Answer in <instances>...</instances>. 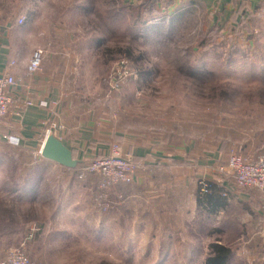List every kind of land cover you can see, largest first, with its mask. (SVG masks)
I'll list each match as a JSON object with an SVG mask.
<instances>
[{
	"label": "rangeland",
	"instance_id": "374dc122",
	"mask_svg": "<svg viewBox=\"0 0 264 264\" xmlns=\"http://www.w3.org/2000/svg\"><path fill=\"white\" fill-rule=\"evenodd\" d=\"M156 1L0 0V41L6 38L18 77L28 78L24 71L35 50H42L39 73L52 67L46 59L54 52L67 68L63 79L85 102L79 106L84 116L114 122L122 133L215 145L221 157L212 182L233 181L218 171L232 150L264 158V16L242 7L224 15L198 1ZM21 115L0 117V264L15 248L34 264H156L157 251L143 250L136 236L128 241L114 233L112 208L101 212L95 203L96 177H64L57 163L40 155L46 131H64V124L46 118L26 126ZM36 129L40 136L29 143L25 130ZM195 181L198 197L212 195L207 179ZM116 187L110 197H123ZM242 204L248 208L242 219L239 206L219 217L258 224L264 201ZM38 224V238L26 242ZM187 231L179 240L186 255L168 253L158 264H202L215 239L232 250L246 239L219 229L208 235V228L193 224ZM230 264L245 263L232 258ZM252 264L261 263L254 257Z\"/></svg>",
	"mask_w": 264,
	"mask_h": 264
},
{
	"label": "crops",
	"instance_id": "0c3cea01",
	"mask_svg": "<svg viewBox=\"0 0 264 264\" xmlns=\"http://www.w3.org/2000/svg\"><path fill=\"white\" fill-rule=\"evenodd\" d=\"M174 1L202 2L207 8H215L224 15H232V12L242 7V11L252 13L256 10V14L264 16V0ZM7 44L6 38L0 41V71L8 70L19 80L23 79L14 91L16 95L26 97L32 102L21 115L22 120L27 122L25 125L31 126L32 122L37 120L40 124L42 119L52 118L53 110L56 112L55 118L64 124V131L58 132L57 137L72 151L73 158L78 160L74 168L57 164L64 172V177H70V172L76 173L78 167L84 165L90 158L107 154L113 143L118 144L122 153L130 155L139 163L140 166L134 173L132 181L116 187L124 197L122 204L112 209L108 217L109 222L112 220L110 223L116 235L125 236V240L128 241L134 240L132 238L136 236L135 240L140 242L143 250L148 248L158 252L156 262L158 264L167 258L168 253H174V257L178 258L185 254L179 240L181 234H184L192 224L198 231L208 228V235L216 233L219 229L222 233L244 234L246 237L243 241L245 245L233 250L228 264L232 258L244 261L245 264V261L252 264L254 257L259 263L264 264L262 255L264 215L259 216L257 212L255 218L258 219L257 222L260 220L258 224L239 223L231 218H224V213L232 210L234 206H239L240 217L244 214L242 212L248 209L242 203L254 202L255 199L264 201L262 200L264 195L259 197L238 190L232 192L233 188L237 189L233 181L225 180L220 184L212 182L214 175L211 172L215 174L216 162L218 157H221L215 145L203 146L200 139L172 142L144 133L127 134L120 132L114 122L97 123L91 116L82 114L79 106H85V102H82L80 97L77 98L78 94L75 93L73 86L68 85L65 82L67 80L63 79V71L67 68L62 69L56 60L62 57L52 52L53 57L49 55L46 59V65H52L51 70L43 66L46 72L38 71L32 74L35 77L34 82L30 84L28 80L32 76L28 75L26 70L24 75L28 78H21L16 74L15 67L10 65L14 60L8 58ZM36 135L40 136L37 129L30 132L25 130L24 136L29 143H35ZM202 177L214 187L211 190L212 195L203 199L198 197L195 181ZM186 187H190L188 196L184 194ZM220 215L224 216L222 220ZM215 242L221 243L217 239ZM193 249L203 250L197 246Z\"/></svg>",
	"mask_w": 264,
	"mask_h": 264
},
{
	"label": "built area",
	"instance_id": "2783aa9c",
	"mask_svg": "<svg viewBox=\"0 0 264 264\" xmlns=\"http://www.w3.org/2000/svg\"><path fill=\"white\" fill-rule=\"evenodd\" d=\"M22 21V17L18 18L19 23ZM41 51L39 49L32 53L26 66L28 75L34 74L41 68ZM10 65H13V62ZM19 81L10 71H0V117L12 111L15 115H21L32 104L28 98L15 94L14 88L17 87ZM51 113L52 118H55L56 112L53 110ZM52 126L55 128V123H52ZM59 130L61 128L57 126L56 129H48L46 133L52 132L57 136ZM139 166V163H136L130 155L120 151L118 144L113 143L107 154L92 157L84 163L83 168L77 173V178H86L87 175L96 176L95 203L101 212H107L109 209L121 205L124 200L118 194L110 197L111 189H115L119 184L130 183ZM216 170L214 171L216 172ZM218 171L231 177L237 189L255 188L264 192V158L261 156L252 160L236 150H232L228 154L225 164L220 166ZM2 264L34 263L19 248H15L10 250Z\"/></svg>",
	"mask_w": 264,
	"mask_h": 264
},
{
	"label": "trees",
	"instance_id": "16d2710c",
	"mask_svg": "<svg viewBox=\"0 0 264 264\" xmlns=\"http://www.w3.org/2000/svg\"><path fill=\"white\" fill-rule=\"evenodd\" d=\"M162 1L163 0H161L160 2H162ZM166 1L170 3L171 0H166ZM156 3H158V0L156 1ZM141 22L144 23V21H141ZM125 51L127 53H129V49H126ZM192 74L193 75H196V72H194V73L192 72ZM208 74L210 75L209 72H207V75ZM222 94L224 96V99H227L229 97L226 92H224ZM83 166L84 165L79 166V169L77 170L76 174L78 173V171L81 168H83ZM89 176L90 177H93V176L96 177L95 175H89ZM90 177H87V178H90ZM207 185H208V189L209 190H213L214 189L213 184H211L209 181L207 182ZM204 196H205V194H204ZM40 228H41V224L32 226L30 228V230H29L30 231L29 234L26 236L27 237L25 239L26 242H29L31 240L37 239L38 236H39ZM208 248H209V251H208L207 256L205 257V260H204V262L202 264H228L230 258L232 257V254H233V250H232V248H230V246L225 245L223 243H219V242H212V243H210L209 246H208ZM99 264H113V263L108 262V261H101V262H99Z\"/></svg>",
	"mask_w": 264,
	"mask_h": 264
},
{
	"label": "water",
	"instance_id": "95a60500",
	"mask_svg": "<svg viewBox=\"0 0 264 264\" xmlns=\"http://www.w3.org/2000/svg\"><path fill=\"white\" fill-rule=\"evenodd\" d=\"M39 153L44 159L68 168H74L78 163V160L73 158L72 151L52 132L44 135Z\"/></svg>",
	"mask_w": 264,
	"mask_h": 264
}]
</instances>
